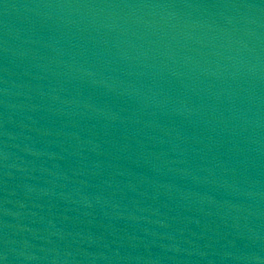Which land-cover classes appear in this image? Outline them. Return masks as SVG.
Masks as SVG:
<instances>
[{"label":"water","instance_id":"95a60500","mask_svg":"<svg viewBox=\"0 0 264 264\" xmlns=\"http://www.w3.org/2000/svg\"><path fill=\"white\" fill-rule=\"evenodd\" d=\"M2 264H264V0H0Z\"/></svg>","mask_w":264,"mask_h":264},{"label":"snow or ice","instance_id":"6c2138e0","mask_svg":"<svg viewBox=\"0 0 264 264\" xmlns=\"http://www.w3.org/2000/svg\"><path fill=\"white\" fill-rule=\"evenodd\" d=\"M0 264H2V261H0Z\"/></svg>","mask_w":264,"mask_h":264}]
</instances>
